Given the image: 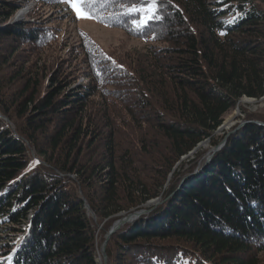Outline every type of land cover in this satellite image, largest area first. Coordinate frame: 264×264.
Returning <instances> with one entry per match:
<instances>
[{
  "label": "trees",
  "instance_id": "1",
  "mask_svg": "<svg viewBox=\"0 0 264 264\" xmlns=\"http://www.w3.org/2000/svg\"><path fill=\"white\" fill-rule=\"evenodd\" d=\"M26 2L0 0V225L20 237L0 264H98L112 225L143 209L110 236L107 264H264V114L242 110L247 124L216 134L243 98L264 97L262 2L155 0L137 28L142 13L121 6L144 0H98L90 20L143 52L81 32L80 63L55 69L56 30L14 23Z\"/></svg>",
  "mask_w": 264,
  "mask_h": 264
},
{
  "label": "rangeland",
  "instance_id": "2",
  "mask_svg": "<svg viewBox=\"0 0 264 264\" xmlns=\"http://www.w3.org/2000/svg\"><path fill=\"white\" fill-rule=\"evenodd\" d=\"M258 1L262 2L264 5V0ZM22 10H26V14H24L22 17V21L28 20L30 22L35 21L36 23L39 21L44 22L46 25H49L56 30V33L59 37L58 43L56 44V49L55 51L51 50L46 53L48 57L47 63L54 69L55 67L61 66L62 64H64V67L69 64L71 67H76V65L80 63L82 56L77 57L75 53L73 55L72 49L79 43V36L81 32L89 35V37L96 43L97 46L109 52L111 51L118 56L129 55L133 54L134 52H143L144 45L141 41L126 36L122 30L107 28L95 23L90 19H77L75 13L66 3H63L59 10H54L49 8H36L35 4L31 0H27ZM19 12H17V14ZM27 14H32L35 16L34 19L36 20L31 19L30 17L26 18ZM87 81L88 80L86 78L80 77L74 86L77 87V85L86 84ZM242 110L246 111L247 113L261 112L264 114V98L259 99L258 101L254 99L243 98L239 103V107L236 108L235 111H233L232 114L229 115L223 122L229 123L227 128L225 130H221L220 132H216V134L222 135L223 132H233V129H239L243 123H246L247 121L245 119V114H243ZM207 147L208 146L206 142L203 146H201L200 149H205ZM211 149L213 148L210 147L203 154V162L207 161L208 154ZM151 201H156V204L148 205V203ZM151 201L146 203L144 207L149 208L159 204V199H154ZM18 239H20L19 236L14 237V233L4 230V226L0 225V248L6 247V245H10L12 242L17 241ZM97 262L98 264H105L101 258V253Z\"/></svg>",
  "mask_w": 264,
  "mask_h": 264
},
{
  "label": "snow or ice",
  "instance_id": "3",
  "mask_svg": "<svg viewBox=\"0 0 264 264\" xmlns=\"http://www.w3.org/2000/svg\"><path fill=\"white\" fill-rule=\"evenodd\" d=\"M62 2L66 3L71 8L77 19H95V16L85 7V5L95 4L98 0H62ZM121 7L126 15H131L135 12L142 13L140 18L132 21V23L139 28L146 25L150 20L156 18V8L158 5L155 4V0H144L139 6L122 5ZM221 35H223V33H221Z\"/></svg>",
  "mask_w": 264,
  "mask_h": 264
},
{
  "label": "water",
  "instance_id": "4",
  "mask_svg": "<svg viewBox=\"0 0 264 264\" xmlns=\"http://www.w3.org/2000/svg\"><path fill=\"white\" fill-rule=\"evenodd\" d=\"M23 12V13H22ZM24 13L26 14V10H22L20 11L14 18V23L16 22H20L22 21V17L24 16ZM248 122L246 123H243L242 126H244L245 124H247ZM226 123H223L218 129H217V132H220L221 130H225L227 128V126H225ZM241 126V127H242ZM230 134V133H229ZM228 134V135H229ZM227 135V136H228ZM206 142H203L201 143L195 150H193L190 154H193L198 148H200L201 146H203ZM226 143V139H224L217 147L211 149V151L209 152L208 154V158H207V161H209L213 154L216 153L217 151H219ZM157 201V200H156ZM156 201H151L150 203H148V205H154L156 204ZM86 210L88 212H90V209L89 207L86 205L85 206ZM148 211L146 210H140V211H137V212H134L132 214H129V215H126L124 217H122L121 219H119L118 221H116L112 227L110 228L109 232L107 233V235L105 236V240L101 246V249H100V253H101V258L102 260L104 261V263L106 264V254H105V247H106V244L110 238V236L115 233L122 225L126 224V223H130L134 220H136L139 216L143 215V214H147Z\"/></svg>",
  "mask_w": 264,
  "mask_h": 264
},
{
  "label": "bare ground",
  "instance_id": "5",
  "mask_svg": "<svg viewBox=\"0 0 264 264\" xmlns=\"http://www.w3.org/2000/svg\"><path fill=\"white\" fill-rule=\"evenodd\" d=\"M23 13V12H22ZM25 14V13H24ZM264 98V97H263ZM229 125V123H226V125L225 126H228Z\"/></svg>",
  "mask_w": 264,
  "mask_h": 264
}]
</instances>
